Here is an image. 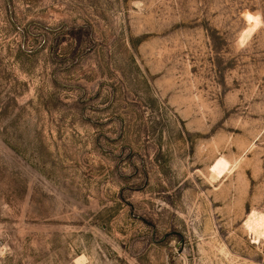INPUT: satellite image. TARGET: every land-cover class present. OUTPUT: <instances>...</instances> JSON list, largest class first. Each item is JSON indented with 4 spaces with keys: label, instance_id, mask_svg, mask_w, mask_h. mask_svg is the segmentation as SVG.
I'll use <instances>...</instances> for the list:
<instances>
[{
    "label": "rangeland",
    "instance_id": "374dc122",
    "mask_svg": "<svg viewBox=\"0 0 264 264\" xmlns=\"http://www.w3.org/2000/svg\"><path fill=\"white\" fill-rule=\"evenodd\" d=\"M249 217L264 0H0V264H264Z\"/></svg>",
    "mask_w": 264,
    "mask_h": 264
},
{
    "label": "bare ground",
    "instance_id": "6f19581e",
    "mask_svg": "<svg viewBox=\"0 0 264 264\" xmlns=\"http://www.w3.org/2000/svg\"><path fill=\"white\" fill-rule=\"evenodd\" d=\"M224 165H225L224 158L217 159L216 162L213 164V167H212L213 168V171L215 170L216 172L219 173L222 170V168H224ZM247 223H248V225L250 226V228L253 231L254 230H258V228H260V227H264L259 220H256V219H254L252 217H249L248 218ZM259 232H262V231L260 230Z\"/></svg>",
    "mask_w": 264,
    "mask_h": 264
}]
</instances>
